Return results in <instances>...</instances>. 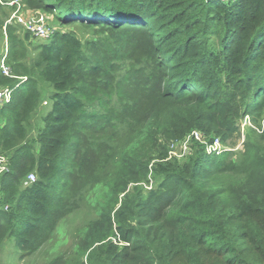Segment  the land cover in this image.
<instances>
[{"label":"trees","instance_id":"trees-1","mask_svg":"<svg viewBox=\"0 0 264 264\" xmlns=\"http://www.w3.org/2000/svg\"><path fill=\"white\" fill-rule=\"evenodd\" d=\"M21 1L53 32L31 47L30 32L5 28L13 78L0 70V90L18 86L0 105V153L9 162L0 250L13 240L23 259L50 245L90 195L93 204L102 189L111 197L108 183L119 177L120 191L132 184L135 193L85 227L87 264H264V129L235 163L197 146L184 163L155 164L151 182L133 171L166 141L224 124L232 106L229 117L250 114L261 127L264 0ZM3 8L12 13L0 3V33ZM30 173L36 180L24 186Z\"/></svg>","mask_w":264,"mask_h":264},{"label":"rangeland","instance_id":"rangeland-1","mask_svg":"<svg viewBox=\"0 0 264 264\" xmlns=\"http://www.w3.org/2000/svg\"><path fill=\"white\" fill-rule=\"evenodd\" d=\"M223 2L227 0H222ZM22 14L25 18L32 15L34 12H39V10H30L22 1ZM2 13H5L8 16L10 13L7 9L2 10ZM40 14H42L40 12ZM51 20V18H50ZM52 21V20H51ZM50 21V23H51ZM77 37L81 41H85L87 39H91L92 34L89 31H83L77 27H73L72 29ZM23 33V32H21ZM31 47L35 46L37 43L41 42V38H30ZM8 48L7 39L4 33H0V54L3 57L5 54V50ZM7 65V64H6ZM20 79V78H17ZM7 88V87H6ZM52 89L47 87L42 95L44 100L48 99V96ZM47 107L41 106V111L47 112ZM187 108H178V110L183 111ZM228 111H223L221 117H228L224 124H221L219 127H214L209 133L206 130L201 131L200 129H194L198 134L200 140L210 143L213 140H218L219 144L223 148V155L220 161L226 159L227 157L232 158V162H237V159L240 155L245 152V144H250L253 142L259 134L262 133L264 129V121L259 127L257 124L254 125L251 120V115L241 116L240 118L229 117L230 113H235L234 106ZM196 109L192 110L194 113ZM242 112V110L240 111ZM204 116H206L209 120H211L214 115L209 111H203ZM228 114V116H227ZM39 115L36 114V117H33L32 124L37 126ZM205 129L212 128L209 123L205 124ZM214 130L220 132L219 134L213 133ZM166 141L164 138L160 137L158 142ZM200 146L203 148V145L200 142L195 140H191L189 144H185L184 140H169L166 141L163 145V151L160 153L155 151V153L151 154L150 161L143 167L138 168L139 163L142 158L140 151L136 156H132L136 159H139V163L133 167V171L136 175L142 178L141 175L147 176L148 182H151L152 179V170L154 165L161 162H173L177 161L180 163H184L186 160L190 159L195 152L198 150L196 147ZM204 150V148H203ZM163 155V158L166 156V160L160 159ZM141 174V175H140ZM143 179V178H142ZM120 178L115 177L110 180L108 186L112 190H116L113 192L111 197H107L105 191L102 189L100 196H97L96 201L93 204V195H90L89 200L85 201L82 208L73 214L71 217H68L58 228L57 238H55L50 245L43 247L41 250L36 252L35 254L24 257L20 259L21 251L15 246V243L12 241H5L2 249L0 250V264H47L50 260L55 257H60L64 263L66 264H87L86 258L88 252L84 250L82 247L83 241V233L86 232V226L91 224L93 221L100 219L99 212H105L106 214L113 216V214L120 208L121 203L128 193L133 195L135 190H133L134 186L132 184H128L125 187L126 191L124 194L121 192L122 184L119 183ZM141 191H147L152 188L151 184L139 183L138 184ZM98 202V204H97ZM82 233V234H81ZM106 242L117 243V240L114 237H110ZM120 247L125 246L123 243L118 244Z\"/></svg>","mask_w":264,"mask_h":264},{"label":"built area","instance_id":"built-area-1","mask_svg":"<svg viewBox=\"0 0 264 264\" xmlns=\"http://www.w3.org/2000/svg\"><path fill=\"white\" fill-rule=\"evenodd\" d=\"M0 3L3 6L12 8V13L10 14L9 18L5 21L4 26H3L5 37H6V34H5L6 25H11L13 23H16L17 25H20L21 27H23L24 30L30 32L31 36L35 38L48 39L50 35L52 34L53 28L47 26L46 24L47 20L45 19L43 14H40V12L38 11L34 12L32 13V15L25 18V16L22 14L21 0H8L5 3L0 1ZM37 14L40 15L38 20L36 19ZM6 53H7V49L5 50V54L3 58L1 59L0 70H1L2 75L9 77V78H13L5 62ZM19 80L23 82L26 80V78L22 77ZM15 88H12V89L4 88L3 90H0V105L2 103H7L11 100V96ZM183 140L185 144H189L191 140L200 142L203 145L204 152L206 155L220 156L223 154V148L219 144L218 140H213L210 143H206L199 139L198 134L195 131L191 132ZM8 171H9L8 158L4 154L0 153V177L3 174L7 173ZM35 180H36L35 175L33 173H30L24 182V186H28L34 183Z\"/></svg>","mask_w":264,"mask_h":264},{"label":"water","instance_id":"water-1","mask_svg":"<svg viewBox=\"0 0 264 264\" xmlns=\"http://www.w3.org/2000/svg\"><path fill=\"white\" fill-rule=\"evenodd\" d=\"M39 16H40V15H39V14H37V16H36V19H37V20L39 19Z\"/></svg>","mask_w":264,"mask_h":264},{"label":"clouds","instance_id":"clouds-1","mask_svg":"<svg viewBox=\"0 0 264 264\" xmlns=\"http://www.w3.org/2000/svg\"><path fill=\"white\" fill-rule=\"evenodd\" d=\"M7 49V48H6Z\"/></svg>","mask_w":264,"mask_h":264}]
</instances>
